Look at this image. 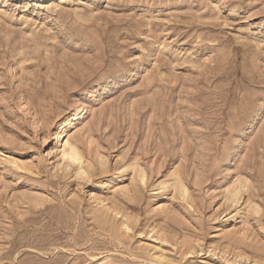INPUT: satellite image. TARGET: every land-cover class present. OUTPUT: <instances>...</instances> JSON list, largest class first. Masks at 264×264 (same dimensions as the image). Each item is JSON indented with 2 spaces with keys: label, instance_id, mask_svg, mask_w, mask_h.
Wrapping results in <instances>:
<instances>
[{
  "label": "rangeland",
  "instance_id": "obj_1",
  "mask_svg": "<svg viewBox=\"0 0 264 264\" xmlns=\"http://www.w3.org/2000/svg\"><path fill=\"white\" fill-rule=\"evenodd\" d=\"M0 264H264V0H0Z\"/></svg>",
  "mask_w": 264,
  "mask_h": 264
},
{
  "label": "bare ground",
  "instance_id": "obj_2",
  "mask_svg": "<svg viewBox=\"0 0 264 264\" xmlns=\"http://www.w3.org/2000/svg\"><path fill=\"white\" fill-rule=\"evenodd\" d=\"M73 157H75V156L73 155ZM75 159H76V157H75Z\"/></svg>",
  "mask_w": 264,
  "mask_h": 264
}]
</instances>
